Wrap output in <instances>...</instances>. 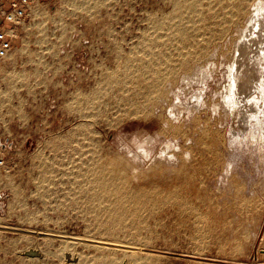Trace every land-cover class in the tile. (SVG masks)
Wrapping results in <instances>:
<instances>
[{"label":"rangeland","instance_id":"1","mask_svg":"<svg viewBox=\"0 0 264 264\" xmlns=\"http://www.w3.org/2000/svg\"><path fill=\"white\" fill-rule=\"evenodd\" d=\"M176 1L44 0L19 29L0 59V264H119L109 248L132 241L160 252L163 264H264V71L248 94L257 106L244 130H234L238 122L223 99L249 12L218 33L215 16L227 9L219 4L216 13L207 7L211 0H201L199 20L187 28L173 20ZM195 38L207 50L198 51ZM186 55L195 61L179 67ZM173 62L175 76L168 77ZM153 64H165L158 67L165 72ZM181 130L185 136L175 138ZM113 159L127 169L128 189L177 191L178 199L97 197L96 177L85 171ZM181 199L196 211H179Z\"/></svg>","mask_w":264,"mask_h":264},{"label":"bare ground","instance_id":"2","mask_svg":"<svg viewBox=\"0 0 264 264\" xmlns=\"http://www.w3.org/2000/svg\"><path fill=\"white\" fill-rule=\"evenodd\" d=\"M207 1V0H206ZM222 1L223 0H211L210 2H208V8H209V10H214L216 13H217V11H219V9L218 10H216V7L220 4H222ZM172 2V1H171ZM201 0H179V1H176V5H177V7L175 8V10L177 9V16L173 19V16H172V19L174 20V21H178V23H180V22H182V26L184 27L185 25H183V23H186L187 25V28H188V24H194L196 21H198L199 20V17H200V14L202 13V11L200 10V7H201ZM215 3V4H214ZM255 3V4H254ZM172 4V3H171ZM207 5V4H206ZM219 5V7H221V8H223V9H227V11L224 13V17L222 16L221 17V14L222 13H219V14H217L216 16H215V18H219L218 20H216V23H213V25H214V29L216 28V27H219V32L218 33H224V32H226V28L228 27L227 25L228 24H236L237 22H239L241 19H243L244 17H245V15H246V13L247 12H249V23H248V25L246 24V28L244 29V31H243V38L241 39V41H240V43L238 44V48H237V55H236V58L234 59V61H232L233 62V64L229 67V86H228V89H227V92H226V94L223 96V99H224V102H225V104H226V106H227V108H228V113L230 114V118H231V120L233 119V120H237V122H238V126L236 127V128H234V130L235 131H238V130H244L246 127H244V126H247L248 124H249V118H250V116H251V112L252 111H256V108H255V106H257L256 105V102L255 101H253V98H252V100H249V98H248V94H249V92H251L250 90L253 88V86H254V84H255V82L257 83V80H260V78H261V74H262V72L264 71L263 69H262V66L264 67V0H230V2L228 3V4H225V6H224V4H222L221 6ZM251 5H253L254 6V8H253V10H248V8H249V6H251ZM201 9H203V8H201ZM173 11V10H172ZM213 11V12H214ZM247 11V12H246ZM176 12V11H175ZM221 12H223V10L221 11ZM173 13V12H172ZM214 15V14H213ZM223 15V14H222ZM218 16H220V17H218ZM169 17H171V16H169ZM187 17V18H186ZM167 17H165V19H166ZM168 19V21H170V18H167ZM173 20H171V21H173ZM202 20V19H201ZM245 20V19H244ZM168 21H166V23L168 22ZM170 21V22H171ZM159 22V21H158ZM164 22V21H163ZM200 22V21H199ZM202 22V21H201ZM213 22H215V21H213ZM151 23V22H150ZM157 23V22H156ZM160 23V22H159ZM169 23V22H168ZM162 23H160V25H161ZM164 24H165V22H164ZM204 24V23H203ZM239 24H241V23H239ZM159 25V26H160ZM167 25V24H166ZM170 25V24H169ZM178 24H177V22H176V26H177ZM197 25H198V23H197ZM209 25V24H208ZM155 26H157L158 27V25H155ZM162 26V25H161ZM160 26V27H161ZM165 26V25H164ZM174 26V25H173ZM179 26H180V24H179ZM201 26V25H200ZM200 26H199V28H200ZM209 26H211V25H209ZM209 26H207V27H209ZM233 26V25H232ZM236 26V25H235ZM169 28V27H168ZM171 28H172V26H171ZM180 28L181 27H179L178 29L180 30ZM187 28H186V30H187ZM189 28L190 29H192L190 26H189ZM206 28V27H205ZM156 29V28H155ZM176 30H177V28H175ZM174 29V32H176V30ZM185 29V28H184ZM184 29H182V30H184ZM189 29V30H190ZM228 29H230V27L228 28ZM160 30V29H159ZM162 30V29H161ZM165 30V29H164ZM170 30V29H169ZM172 30V29H171ZM179 30H177L178 32H182V31H179ZM193 30H195V29H193ZM192 30V31H193ZM206 30V29H205ZM210 30H212V29H210ZM188 31V30H187ZM191 31V30H190ZM213 31V30H212ZM212 31H211V33H212ZM216 30H214V32H215ZM177 32V33H178ZM194 32V31H193ZM195 32H197V31H195ZM199 32V31H198ZM205 32V31H204ZM231 32V31H230ZM150 33V32H149ZM163 33V32H162ZM185 33H188V32H185ZM184 33V34H185ZM190 33V32H189ZM202 33H203V31H202ZM209 33H210V31H209ZM208 33V31H207V33L206 34H209ZM210 33V34H211ZM216 33V32H215ZM146 34V33H145ZM156 34H157V32H156ZM169 34V33H168ZM181 35V36H185V35ZM197 34V33H196ZM201 34V33H200ZM205 34V33H204ZM214 34V33H213ZM226 34V33H225ZM166 35V34H165ZM173 35V34H172ZM175 35H177V34H175ZM192 35H193V33H192ZM218 35V34H217ZM146 36V35H145ZM174 36V35H173ZM180 36V37H181ZM198 36H199V33H198ZM202 36V34L200 35V37ZM204 36V35H203ZM215 36V35H214ZM214 36H213V40H214ZM157 37V36H156ZM156 37H155V39H156ZM168 37V36H167ZM169 37H172V36H169ZM169 37H168V39H169ZM178 37V36H177ZM182 37V38H183ZM186 37V36H185ZM184 37V38H185ZM188 37V36H187ZM193 37H196L195 36V33H194V36H192L191 38H193ZM205 37V36H204ZM218 37V36H217ZM206 38H207V35H206ZM205 38V39H206ZM210 38H212V37H210ZM220 35H219V40H220ZM150 39H151V37H150ZM155 39H153V40H155ZM175 39H176V37H175ZM186 39V38H185ZM185 39L183 40V41H185ZM199 39V38H198ZM222 39V38H221ZM152 40V39H151ZM162 40V39H161ZM172 40H173V38H172ZM188 38L186 39V41L185 42H188L189 40H192V39H189L188 41ZM209 40V39H208ZM146 41V40H145ZM167 41V40H166ZM175 41V40H174ZM152 41H150V43H151ZM158 42V41H157ZM177 42V41H176ZM192 42V41H191ZM190 42V43H191ZM203 42V41H202ZM205 42V41H204ZM143 43V42H142ZM155 43V42H154ZM153 43V44H154ZM166 43V42H165ZM189 43V45L192 47V45ZM205 43H207V42H205ZM211 43H212V41H211ZM153 44H152V46H153ZM178 44V43H177ZM192 44H195L194 45V47L196 48V49H198V51H204V49H206L205 47H204V45L201 43V41L200 42H198V41H196V38L195 39H193V42H192ZM210 44V43H209ZM208 43H207V45H209ZM150 46H151V44H149ZM155 45H157V44H155ZM163 45V44H162ZM174 45H176V44H174ZM212 45V44H211ZM168 46H170V45H168ZM189 46V47H190ZM158 47V46H157ZM188 47V46H187ZM188 47V48H189ZM148 48V47H147ZM152 48V47H151ZM150 48V49H151ZM175 48V47H174ZM186 48V47H185ZM184 48V49H185ZM153 49V48H152ZM183 49V50H184ZM187 49V48H186ZM185 49V50H186ZM191 49V48H190ZM199 49H201V50H199ZM203 49V50H202ZM189 50V49H188ZM188 50H187V52H188ZM207 50V49H206ZM212 50V49H211ZM149 51V50H148ZM181 51H182V49H181ZM193 51V50H192ZM192 51L191 52H188V55H190V57H193V56H191V55H193L192 54ZM150 53H152V51L150 50L149 51ZM148 52V53H149ZM174 52V51H173ZM184 52H186V51H183V52H181V53H183V54H185ZM196 52V51H195ZM206 52V51H205ZM211 52V51H210ZM149 53V54H150ZM180 53V54H181ZM194 53V52H193ZM199 53V52H198ZM212 53V52H211ZM179 54V53H178ZM177 54V55H178ZM179 54V55H180ZM182 54V55H183ZM197 54V53H196ZM210 54V53H209ZM208 54V55H209ZM213 54V53H212ZM153 55H154V53H153ZM167 55V54H166ZM181 55V56H182ZM188 55H186V57H184L183 59H181L180 61H179V64H177L179 67H183V66H186V63H187V61L189 60V58L190 57H188ZM201 55V54H200ZM204 55H207V54H204ZM158 56V55H157ZM194 56H195V54H194ZM197 57H198V55H197ZM200 57V56H199ZM203 57V56H202ZM159 58V57H158ZM168 58V57H167ZM195 58V57H194ZM194 58H190V60H194ZM150 59V58H149ZM154 59V58H153ZM179 59V58H178ZM196 59V58H195ZM143 60V59H142ZM156 60V59H155ZM155 60L153 61L155 64H156V62H155ZM161 60V59H160ZM163 60V59H162ZM128 61V60H127ZM136 61V60H135ZM139 61H140V59H139ZM148 61V60H147ZM168 61V60H167ZM170 61V60H169ZM172 61V60H171ZM171 61H170V63H171ZM195 61V60H194ZM150 62V61H149ZM128 63V62H127ZM143 63H145V62H143ZM148 63V62H147ZM159 62H157V64H158ZM164 63L166 64V63H168V62H165L164 61ZM175 62H173V64H174ZM190 63V62H189ZM146 64V63H145ZM151 65H152V63H150ZM155 64H153V67H155V68H157L158 69V67L160 66H156ZM161 64V63H160ZM165 64L163 65L164 67H165ZM176 64V63H175ZM175 64H174V67H173V65L171 64V70L169 71V73H167L166 74V76H168V74H169V76L170 77H172V75L173 76H175L173 73V71L175 70ZM134 65V64H133ZM150 65V66H151ZM155 65V66H154ZM168 65V64H167ZM176 65V66H177ZM196 65V64H195ZM194 65V66H195ZM136 66V65H135ZM140 66V65H139ZM144 66V65H143ZM163 66H160V67H163ZM148 66H146V68H147ZM152 67V68H153ZM169 67H170V65H169ZM168 67V68H169ZM199 67V66H198ZM151 68V67H150ZM151 68V69H152ZM168 68H165L166 70H169ZM194 67H192L191 66V69H193ZM144 69V68H143ZM150 69V70H151ZM160 69H162V68H160ZM160 69H158V70H160ZM164 69V68H163ZM162 69V70H163ZM177 69V68H176ZM179 69V68H178ZM181 69V68H180ZM182 69H184V68H182ZM186 69V68H185ZM197 69V68H196ZM152 71H154V69L152 70ZM164 71V70H163ZM176 71V70H175ZM198 71H200V70H198ZM165 72V71H164ZM173 72V73H172ZM178 73H179V70L177 71ZM183 72V71H182ZM193 72V71H192ZM145 73V72H144ZM147 73H148V71H147ZM152 73V72H151ZM163 72H161V74H162ZM186 73V72H185ZM201 73V72H200ZM153 74H154V72H153ZM159 74H160V72H159ZM180 74V73H179ZM179 74H178V76H179ZM188 74V73H187ZM117 75V74H116ZM152 75V74H151ZM155 75H158V73L157 74H155ZM163 75V74H162ZM181 75H182V73H181ZM132 76V75H131ZM142 76V75H141ZM145 76V75H144ZM148 76H150V75H148ZM158 76H160V75H158ZM168 76V77H169ZM125 77V76H124ZM164 77V76H163ZM163 77H162V79H163ZM168 77H167V79L166 80H168L169 81V79H168ZM180 77V76H179ZM146 78H147V75H146ZM155 78H156V76H155ZM165 78V77H164ZM175 78V77H174ZM152 79H153V77H152ZM161 79V78H160ZM179 79V78H178ZM187 79V78H186ZM191 79V78H190ZM145 80V79H144ZM150 80H151V78H150ZM157 80V78L155 79V81ZM176 80V79H175ZM129 81V80H128ZM132 81V80H131ZM146 81H148V79L146 80ZM172 81V80H171ZM190 81V80H189ZM192 81V80H191ZM261 81V80H260ZM149 82V81H148ZM159 83H157V84H154V85H157V86H155L154 87V93H156V95H159L160 94V92H161V89H160V84H161V82H160V80L158 81ZM164 82H166V81H164ZM179 82V81H178ZM177 82V83H178ZM188 82V81H187ZM154 83V82H153ZM131 84V83H130ZM149 84V83H148ZM164 84V83H163ZM259 84V83H258ZM173 85V84H172ZM261 85V84H260ZM126 86V85H125ZM134 86V85H133ZM138 86V85H137ZM186 86V85H185ZM129 87V86H128ZM126 88V87H125ZM150 88L152 89L153 87H151L150 86ZM161 88H162V85H161ZM165 87H163V89H164ZM256 88V87H255ZM262 88H263V86H262ZM146 89V88H145ZM145 89H144V91H145ZM148 89H149V86H148ZM147 89V91H149ZM257 89V88H256ZM264 89V88H263ZM126 90H128V89H126ZM169 90V89H168ZM176 90V89H175ZM258 90V89H257ZM151 91H153V90H151ZM174 91V90H173ZM253 91V90H252ZM130 92V91H129ZM146 92V91H145ZM144 92V93H145ZM169 92V91H168ZM171 92V91H170ZM186 92V91H185ZM133 92H131V94H132ZM138 93V92H137ZM141 93V92H140ZM147 93V92H146ZM145 93V94H146ZM188 93V92H187ZM260 93H261V90H260ZM96 94V93H95ZM115 94V93H114ZM134 94V93H133ZM136 94V93H135ZM149 94V93H148ZM263 94V93H262ZM261 94V95H262ZM128 95H130V93L128 94ZM178 95V94H177ZM260 95V94H259ZM97 96H98V94H97ZM135 96V95H134ZM136 96H140L139 94L137 95L136 94ZM135 96V97H136ZM144 96H147V95H144ZM150 96V95H149ZM155 96V95H154ZM131 97V96H130ZM141 97V96H140ZM151 97H153V95L151 96ZM194 97V96H193ZM200 97V96H199ZM264 97V96H263ZM146 98H148V97H146ZM177 98V97H176ZM256 98V97H255ZM90 99V98H89ZM129 99V98H128ZM133 99V98H132ZM150 100L149 101H151V102H154V100L152 101V99L151 98H149ZM159 99V98H158ZM173 99V98H172ZM242 99V100H241ZM258 99V98H257ZM264 99V98H263ZM97 100V99H96ZM103 100V99H102ZM138 100V99H137ZM140 100H141V98H140ZM142 100H144V98L142 99ZM174 100V99H173ZM176 100V99H175ZM204 100V99H203ZM255 100V99H254ZM95 101V100H94ZM130 101V100H129ZM128 101V102H129ZM139 101V100H138ZM159 101V100H158ZM163 101V100H162ZM199 101V100H198ZM259 101V100H258ZM91 102V101H90ZM93 102V101H92ZM104 102V101H103ZM132 102V101H131ZM144 102V101H143ZM171 101H169V103H170ZM174 102V101H173ZM177 102V101H176ZM105 103V102H104ZM136 103V101L134 102V103H132V104H135ZM142 103V102H141ZM148 103V102H147ZM258 103V102H257ZM99 104V103H98ZM143 104V103H142ZM149 104V103H148ZM155 104V103H154ZM162 104V103H161ZM206 104V103H205ZM145 105V104H144ZM164 105V104H163ZM169 105H171V103L169 104ZM89 106V105H88ZM150 106V105H149ZM153 106V105H152ZM109 107V106H108ZM140 107H141V105L140 106H137V107H134V108H137V110L139 111L140 110ZM170 107V106H169ZM174 107V106H173ZM123 108H124V106H123ZM132 108V107H131ZM202 108V107H201ZM129 109V108H128ZM127 109V110H128ZM142 109V108H141ZM170 109V108H169ZM99 110V109H98ZM127 110H125V112H130V111H127ZM131 110V109H130ZM134 110V109H133ZM148 110V109H147ZM171 110V109H170ZM216 110V109H215ZM77 111V110H76ZM141 111V110H140ZM122 112V111H121ZM135 112H136V110H135ZM154 112V111H153ZM164 112H165V110H164ZM173 112H174V110H173ZM103 113V112H102ZM134 113V112H133ZM137 113V112H136ZM140 113H142V112H140ZM121 114V113H120ZM129 114V113H128ZM138 114V113H137ZM173 114V113H172ZM197 114V113H196ZM131 115V114H130ZM144 115V114H143ZM174 115V114H173ZM120 116V115H119ZM140 116V115H139ZM167 116V115H166ZM196 116V115H195ZM164 117V116H163ZM116 118V117H115ZM139 118V117H138ZM142 118V117H141ZM165 118V117H164ZM92 119V118H91ZM148 119V118H147ZM161 119V118H160ZM146 120V119H145ZM235 120V121H236ZM107 121V120H106ZM112 121V120H111ZM117 121V120H116ZM161 121V120H160ZM207 121H209V120H207ZM168 122H169V118H168ZM172 122H173V120H172ZM210 122V121H209ZM91 123V122H90ZM171 123V122H170ZM170 123H167L168 125H169V127H171V125H170ZM183 124H184V122H182ZM234 123H236V122H234ZM183 124L181 125V126H183ZM208 123H206V125H207ZM178 125H180V123L178 124ZM198 125H200V124H198ZM197 125V126H198ZM213 125H214V123H213ZM235 125H237V123L235 124ZM243 125V126H242ZM87 126V125H86ZM211 126H212V124H211ZM211 126H210V128H211ZM233 126V125H232ZM176 127V126H175ZM177 128V127H176ZM195 128V127H194ZM254 128V127H253ZM173 129V128H172ZM182 129V128H181ZM184 129V128H183ZM209 129V128H208ZM85 130V129H84ZM194 130V129H193ZM211 130V129H210ZM233 130V131H234ZM170 131V130H169ZM172 131H174V130H172ZM185 131V130H184ZM224 131V130H223ZM234 131V132H235ZM94 132V131H93ZM159 132H161V130L159 131ZM187 132V131H186ZM185 132V133H186ZM206 132H207V130H206ZM163 133V132H162ZM171 133H173V132H171ZM79 134V133H78ZM161 134V133H160ZM166 134V133H165ZM174 135L173 136H177V137H175V138H178V135H182V137H183V135L185 136V134L184 133H182V130L181 131H179V132H176L175 131V133H173ZM187 134V133H186ZM189 134V133H188ZM163 135V134H162ZM169 135H171V134H169ZM203 135V134H202ZM208 136H209V134H208ZM180 137V136H179ZM188 137V136H187ZM201 137V136H200ZM200 137H199V139H200ZM217 137V136H216ZM185 138V137H184ZM190 138V137H189ZM188 138V139H189ZM192 138V137H191ZM198 138V137H197ZM203 138V137H202ZM206 139H207V136H206ZM205 138H204V140H206ZM79 140V139H78ZM185 140H187L186 138H185ZM195 140V139H194ZM198 140V139H197ZM214 140V139H213ZM201 141V140H200ZM183 142H185V141H183ZM206 142V141H205ZM204 142V143H205ZM215 142V141H214ZM79 143V142H78ZM203 142L201 141L200 142V144H202ZM212 144H213V142H211ZM199 144V145H200ZM206 144V143H205ZM205 144H203V145H205ZM193 145V144H192ZM207 145V144H206ZM205 145V146H206ZM182 146H183V144H182ZM209 146H210V144H209ZM97 148V147H96ZM95 148V149H96ZM168 148V145L166 146V149ZM201 148H202V146H201ZM98 149V148H97ZM183 150L182 151H188V152H190V147L188 146L187 148H186V146H185V148H182ZM208 149V148H207ZM94 150V149H93ZM101 150V149H100ZM196 150V149H195ZM194 150V151H195ZM88 151V150H87ZM110 151V150H109ZM193 151V150H192ZM84 152H86V151H84ZM95 152V151H94ZM98 152V151H97ZM99 152H101V151H99ZM196 152H197V150H196ZM212 152V151H211ZM210 152V153H211ZM87 153H89V152H87ZM96 153V152H95ZM208 153H209V151H208ZM209 153V154H210ZM92 154H94V153H92ZM104 154H106V153H104ZM183 154H184V152H183ZM88 155V154H87ZM100 155H101V153H100ZM193 155H195V153L193 154L192 153V156ZM202 155H204V154H202ZM88 156H90V155H88ZM87 156V158H89ZM97 156V155H96ZM112 156V155H111ZM161 156V155H160ZM178 156V155H177ZM182 156V155H181ZM180 156V157H181ZM208 156V155H207ZM210 156V155H209ZM81 157V156H80ZM92 157V155L90 156V158ZM102 157V156H101ZM100 157V158H101ZM106 157H108L107 155H106ZM194 157V156H193ZM192 157V158H193ZM202 157V156H201ZM212 157V156H211ZM83 158V157H82ZM98 158V157H97ZM99 158V159H100ZM110 156H109V160H110ZM160 158V157H159ZM185 158H186V156H185ZM195 158V157H194ZM198 158H200V157H198ZM207 158V157H206ZM210 158V157H209ZM105 159V158H104ZM121 159V158H120ZM124 159V158H123ZM187 159V158H186ZM205 159V158H204ZM203 159V160H204ZM216 159H217V157H216ZM103 160V159H102ZM192 160V159H191ZM218 160V159H217ZM89 161H91V160H89ZM98 161H100V160H98ZM104 161V160H103ZM196 161V160H195ZM195 161H194V163H195ZM221 161V160H220ZM82 162H83V160H82ZM88 162V161H87ZM87 162H85V163H87ZM219 162V161H218ZM84 163V162H83ZM92 163V162H91ZM101 163V162H100ZM94 164V165H90V167L87 169L86 167V171H85V175L86 176H88V174H91L92 176H95L96 178H95V181L93 180L94 178H91V180H93L94 181V183L93 184H96L97 186L95 187V195L98 197L99 195H105V197H106V195H112V196H115V197H121L123 200H127V199H133V200H135V202L136 201H140V199H141V197H144L145 198V201H147L146 199H148V198H146V197H177V199H178V192L176 191H172V192H169L168 191V193H166V194H164V193H162L161 191H158V190H155L154 192H149L150 190L148 189L147 191H146V189L147 188H145V189H141V190H133V189H128V186H129V179H128V172H127V169L124 167V166H122L121 165V161H119V160H111V161H109V162H107V163H105L104 164V162H103V164ZM216 163V162H215ZM79 164V163H78ZM209 164H211V163H209ZM217 164V163H216ZM122 167H121V166ZM192 165V164H191ZM83 166V165H82ZM82 166L80 167V168H82ZM198 166H199V164H198ZM202 166H205V163H204V165H202ZM207 166V165H206ZM206 166H205V168H206ZM209 166H211V165H209ZM209 166H207V167H209ZM70 167V166H69ZM79 167V166H78ZM183 167V166H182ZM185 167H186V162H185V160H184V168L183 169H185ZM84 168V169H85ZM132 169H136L135 167H133ZM208 169V168H207ZM186 170V169H185ZM80 171V170H79ZM84 171V170H83ZM155 171V170H154ZM198 171V170H197ZM80 173H82V172H80ZM156 173V172H155ZM178 173V172H177ZM77 174V173H76ZM130 174H132V175H134L135 176V174L134 173H130ZM179 174V173H178ZM192 174V173H191ZM80 175V174H79ZM84 175V174H83ZM153 175V174H152ZM201 175H203V174H201ZM74 176V175H73ZM178 176V175H177ZM195 176V175H194ZM81 178L82 177H80V180H81ZM182 178V177H181ZM88 179H90V178H88ZM132 179V178H131ZM166 180V179H165ZM177 180V179H176ZM175 180V181H176ZM191 180V179H190ZM197 180V179H196ZM229 180V179H228ZM174 181V182H175ZM204 181V180H203ZM202 181V182H203ZM88 183H89V181H87ZM182 181H180V183H181ZM91 183H92V181H91ZM146 183V182H145ZM164 183V182H163ZM166 183V182H165ZM177 183V182H176ZM175 183V184H176ZM191 183V182H190ZM131 184V183H130ZM134 184V183H133ZM143 184V183H142ZM147 184V183H146ZM174 184V183H173ZM85 185V184H84ZM83 185V186H84ZM160 185V184H159ZM164 185V184H163ZM94 186V185H93ZM142 186V185H141ZM145 186V185H144ZM147 186V185H146ZM149 186V185H148ZM172 186V185H171ZM197 186V185H196ZM200 186H202L201 185V183H200ZM91 187V186H90ZM134 187V186H133ZM160 187H162V186H160ZM184 187V186H183ZM155 188H157V187H155ZM185 188V187H184ZM177 189V188H176ZM180 189V188H179ZM90 191V190H89ZM92 191V190H91ZM167 191V190H166ZM88 192V191H87ZM195 192V191H194ZM194 194H197V193H194ZM93 195V194H92ZM181 195V194H180ZM202 195V194H201ZM200 195V193H199V196H201ZM109 196H107V198L109 197ZM182 196H184V195H182ZM95 197V196H94ZM100 197V196H99ZM185 197V196H184ZM143 198V199H144ZM162 198H160V199H162ZM94 199V198H93ZM101 199V198H100ZM118 199V198H117ZM142 199V200H143ZM157 199V198H156ZM165 199H167V198H165ZM190 200H191V198H189ZM203 199V198H202ZM111 200V199H110ZM123 200H122V202H123ZM141 200V201H142ZM155 200V199H154ZM170 200V199H169ZM187 200V199H186ZM96 201V200H95ZM105 201H107V199L105 200ZM119 201H121V200H119ZM164 201V200H163ZM168 201V200H167ZM175 201V200H174ZM181 201V203H179V205L177 204L176 206L178 207V210L179 211H182V212H185V214H188V213H186V211H188L189 209H191L192 211H196V206H193V204H191L192 206H193V208L192 207H186V205H184L186 202H188V201H184L183 199H181L180 200ZM208 201V200H207ZM134 202V201H133ZM155 202H156V200H155ZM165 202V201H164ZM203 202H205V200L203 201ZM209 202V201H208ZM143 203H144V201H143ZM162 203V202H161ZM169 203V202H168ZM129 204V203H128ZM142 204V203H141ZM166 204V203H165ZM188 204V203H187ZM106 205V204H105ZM108 205V204H107ZM153 205V204H152ZM164 205V204H163ZM190 205V204H189ZM127 206V205H126ZM171 206V205H170ZM197 206H198V204H197ZM104 207V206H103ZM156 207V206H155ZM174 207V206H173ZM205 207V206H204ZM102 208V207H101ZM137 208V207H136ZM157 208V207H156ZM155 208V209H156ZM160 208V207H159ZM198 208V207H197ZM206 208V207H205ZM213 208V207H212ZM211 208V209H212ZM106 209V208H105ZM115 209V208H114ZM199 209H200V207H199ZM210 209V208H209ZM210 209V210H211ZM213 209H215V208H213ZM113 210V209H112ZM171 210V209H170ZM220 210V209H219ZM121 211V210H120ZM143 211V210H142ZM191 211V212H192ZM206 211V210H205ZM204 211V212H205ZM156 212V211H155ZM177 212V211H176ZM194 212H193V214H194ZM215 212V211H214ZM208 213H209V211H208ZM216 214H217V212H216ZM153 215V214H152ZM221 215V214H220ZM191 217H192V215H191ZM194 217V216H193ZM181 218V217H180ZM184 218V217H183ZM187 218H189V217H187ZM195 218V217H194ZM221 218H223V217H221ZM225 218V217H224ZM223 218V219H224ZM186 219V218H185ZM193 220V219H192ZM174 222V221H173ZM221 224H223L222 222H221ZM228 224V223H227ZM221 226H224V225H221ZM224 228V227H223ZM226 228H227V226H226ZM230 229V228H229ZM221 231V230H220ZM222 232H223V230H222ZM217 233V232H216ZM264 234V233H263ZM218 235V234H217ZM220 235V234H219ZM219 235L217 236V237H219ZM225 235V234H224ZM171 239V238H170ZM195 239V238H194ZM198 239V238H197ZM220 239H221V237H220ZM219 239V240H220ZM189 240V239H188ZM218 240V241H219ZM261 240V239H260ZM118 241V240H117ZM124 241V240H123ZM144 241V240H143ZM173 241V240H172ZM193 241H195V240H193ZM193 241H191V243L193 242ZM119 242H120V240H119ZM127 242V241H126ZM130 242V241H129ZM133 242V241H132ZM132 242H130V243H125V244H121V243H117L118 245H120V247L121 246H124V248L123 249H117V248H109L110 250L112 249V250H117V251H115V255L118 257H116L117 258V260H116V262H118L119 264H121V263H125V264H163V261H164V259H163V257H162V255H161V253L160 252H154L153 250H151V247L149 248V245H146V244H138V243H132ZM260 242V241H259ZM108 243V242H107ZM148 243V242H147ZM194 243V242H193ZM195 244V243H194ZM151 245V244H150ZM197 245V244H196ZM159 247V246H158ZM101 248V247H100ZM104 248V247H103ZM106 248V247H105ZM159 248H163V247H159ZM168 248V247H167ZM175 248V247H174ZM108 249V248H107ZM169 249V248H168ZM190 249H191V247H190ZM119 250V251H118ZM157 250V249H156ZM114 251L112 252V253H114ZM163 251V250H162ZM168 252H169V250H167ZM195 251V250H194ZM166 252V251H165ZM178 252H180V251H178ZM170 253H173L172 251H170ZM176 253V252H175ZM182 252H180V254H181ZM163 254V253H162ZM200 254V253H199ZM119 255V256H118ZM174 255V254H173ZM189 256H190V254H188ZM191 255L193 256L194 255V253L192 254L191 253ZM185 256H186V253H185ZM188 256V257H189ZM191 256V257H192ZM197 256H198V254H197ZM199 256H201V255H199ZM172 256H170V258H171ZM166 258H168L167 256H166ZM169 258V259H170ZM175 258V257H174ZM181 258V257H180ZM183 258V257H182ZM200 258V257H199ZM187 259V258H186ZM195 259V258H194ZM173 260V259H172ZM171 260V261H172ZM178 260V259H177ZM177 260L175 259V261L177 262ZM114 261V260H113ZM119 261H121V262H119ZM166 261V260H165ZM193 261V260H192ZM198 261V260H197ZM166 262H168V261H166ZM173 262V261H172ZM183 262V261H182ZM185 262V261H184ZM183 262V263H184ZM191 262V261H190ZM179 263H180V261H179ZM194 263V262H193ZM117 264V263H116ZM166 264V263H165ZM177 264V263H176Z\"/></svg>","mask_w":264,"mask_h":264},{"label":"built area","instance_id":"3","mask_svg":"<svg viewBox=\"0 0 264 264\" xmlns=\"http://www.w3.org/2000/svg\"><path fill=\"white\" fill-rule=\"evenodd\" d=\"M42 0H0V59L6 58L18 39V31L33 20V8Z\"/></svg>","mask_w":264,"mask_h":264},{"label":"crops","instance_id":"4","mask_svg":"<svg viewBox=\"0 0 264 264\" xmlns=\"http://www.w3.org/2000/svg\"><path fill=\"white\" fill-rule=\"evenodd\" d=\"M1 1H9V0H1ZM42 1H44V0H42ZM35 9V6H34V8H33V10Z\"/></svg>","mask_w":264,"mask_h":264}]
</instances>
